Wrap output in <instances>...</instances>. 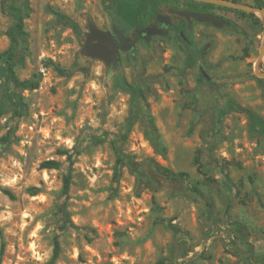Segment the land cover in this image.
Instances as JSON below:
<instances>
[{
  "label": "rangeland",
  "instance_id": "obj_1",
  "mask_svg": "<svg viewBox=\"0 0 264 264\" xmlns=\"http://www.w3.org/2000/svg\"><path fill=\"white\" fill-rule=\"evenodd\" d=\"M114 2L15 0L27 13L15 69L38 87L19 90L25 108L14 115L0 79V264H45L55 234L54 264H264V137L250 132L245 113L224 106L231 99L264 120V78L253 67L260 14L204 8L230 24L192 20L191 67L169 34L140 40L133 55L121 50L109 68L80 49L89 20L111 26ZM10 24L0 10V51ZM45 159L59 167H40ZM63 202L75 226L60 229Z\"/></svg>",
  "mask_w": 264,
  "mask_h": 264
},
{
  "label": "trees",
  "instance_id": "obj_2",
  "mask_svg": "<svg viewBox=\"0 0 264 264\" xmlns=\"http://www.w3.org/2000/svg\"><path fill=\"white\" fill-rule=\"evenodd\" d=\"M174 0H115L113 5V28L118 31H123L130 29L132 27H142L146 21L151 18L155 12L159 10L163 5L170 4ZM189 4L190 10L204 12V8L207 6H213L214 4L196 2L191 0H182ZM236 1V0H234ZM256 6L264 7L263 2L260 0H254ZM0 10L4 14L10 17L11 24L6 30V35L8 38V45L6 48L0 51V79H3L5 83V88L3 91L4 97L12 105V113L14 115H20L24 111L25 102L23 100L22 94L19 90L25 89H35L38 87V81L35 78H20L17 75L16 66V52L19 43H25L27 38V32L24 26V18L26 12L23 7L17 5L15 0H0ZM240 13L245 15H250L254 17V13H248L245 11L238 10ZM56 19L62 23L64 26L70 28L78 37L83 34V31L79 23L74 20L69 15L61 11H53ZM184 22V18L181 17ZM193 20V19H192ZM185 23V22H184ZM182 30L186 41H183L185 49H182L184 54V67H191L194 64V43L189 37V32L185 27H180ZM239 29V28H238ZM181 48V47H180ZM58 72L62 75H69V68L58 67ZM137 105H135L136 108ZM225 108L230 111H240L245 113L249 122V130L257 135L264 137V120L258 116L255 112L249 108L243 107L242 105L232 101L231 99H226L224 101ZM138 109H132L128 116L130 122L136 117ZM1 116V111H0ZM149 121L153 124V118L150 117ZM59 154L66 155L69 163H72V155L67 149H58ZM194 164L197 168L200 166V159L198 155L194 156ZM40 167L42 168H58L59 161L56 159H45L40 162ZM70 176L66 174L63 178L62 193L67 196L70 189ZM4 192L10 194L9 191L4 189ZM58 214L62 218L63 222L60 229H65L68 225L75 226L74 223L69 218V212L66 208V203L63 202L58 207ZM0 236H2V230L0 228ZM3 251V243H1L0 252ZM60 252V241L59 235L55 234L52 240V252L49 259L45 264H54L57 260Z\"/></svg>",
  "mask_w": 264,
  "mask_h": 264
},
{
  "label": "water",
  "instance_id": "obj_3",
  "mask_svg": "<svg viewBox=\"0 0 264 264\" xmlns=\"http://www.w3.org/2000/svg\"><path fill=\"white\" fill-rule=\"evenodd\" d=\"M202 3H209L214 5H219L223 7H228L232 9H238L248 13L258 12L262 19V42L256 57V60L253 64L255 73L264 78V70H260V61L264 57V7H259L253 4H243L233 0H191ZM170 12L183 17L186 20H195L198 22H210L214 26H223L229 25L230 22L225 18L218 16L210 12H198L190 9L183 8H171ZM88 32L85 35L83 45L80 49V53L83 56L89 58H95L102 60L109 68H114L118 60V51L119 44L118 42L125 41V38L120 32H116L117 40L111 35L107 30L99 28L93 21L89 20L87 22ZM165 28L151 26L141 32L143 33V38L147 41L153 34H163ZM182 40H178V44L182 49H185L183 40L186 39L183 32L180 31ZM131 46V45H130ZM121 50H128L130 47H120ZM131 52H134V49H131ZM200 73L205 80H209L210 76L203 70L200 69ZM214 84L210 83L209 87L213 88Z\"/></svg>",
  "mask_w": 264,
  "mask_h": 264
},
{
  "label": "flooded vegetation",
  "instance_id": "obj_4",
  "mask_svg": "<svg viewBox=\"0 0 264 264\" xmlns=\"http://www.w3.org/2000/svg\"><path fill=\"white\" fill-rule=\"evenodd\" d=\"M171 8H173V7L170 4L163 5L162 7L159 8V10L157 12L154 13V15L151 18H149L146 21V23L142 27H138V28L132 27L130 29H126L123 31H118V30L113 28V25H112L113 23H111V26L108 29H103V30L109 31L111 33V35L116 40H117L116 32H120L122 34V36L125 38V41L118 42V44H119L118 57H119V53L121 51L120 47H130L127 51L130 55H133V53L136 50L137 43L140 40L145 41L143 38V33L141 31L148 28V27H151V26L162 27V28H165L166 30L163 34L151 35L149 39H151L153 37H162L164 35L167 36L169 34H172V36L175 40H177V41L179 39L182 40V36L180 35V31H182V30L180 29V27H185L189 32L190 28H191L192 19L191 20L184 19V22H185L184 23L180 16L174 14L173 12H170ZM193 21H195V20H193ZM186 40L187 39H184L183 41H186ZM179 47H180V45H179ZM131 49H134V52H131ZM181 50H182V48H181ZM200 75H201V73H200ZM205 81L209 85H210V83H212L211 79L205 80Z\"/></svg>",
  "mask_w": 264,
  "mask_h": 264
}]
</instances>
